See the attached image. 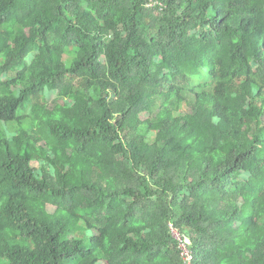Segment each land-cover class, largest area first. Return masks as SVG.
<instances>
[{
  "label": "trees",
  "instance_id": "trees-1",
  "mask_svg": "<svg viewBox=\"0 0 264 264\" xmlns=\"http://www.w3.org/2000/svg\"><path fill=\"white\" fill-rule=\"evenodd\" d=\"M264 264V0H0V264Z\"/></svg>",
  "mask_w": 264,
  "mask_h": 264
},
{
  "label": "built area",
  "instance_id": "built-area-1",
  "mask_svg": "<svg viewBox=\"0 0 264 264\" xmlns=\"http://www.w3.org/2000/svg\"><path fill=\"white\" fill-rule=\"evenodd\" d=\"M173 237L178 241L180 255L184 264H192L193 252L191 250V240L184 236L179 230L170 226Z\"/></svg>",
  "mask_w": 264,
  "mask_h": 264
}]
</instances>
